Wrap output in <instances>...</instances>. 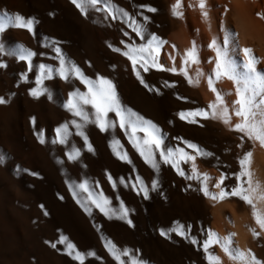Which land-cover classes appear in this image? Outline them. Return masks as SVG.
Instances as JSON below:
<instances>
[{"label": "bare ground", "instance_id": "obj_1", "mask_svg": "<svg viewBox=\"0 0 264 264\" xmlns=\"http://www.w3.org/2000/svg\"><path fill=\"white\" fill-rule=\"evenodd\" d=\"M77 2L83 15L71 0H0V17L20 15L34 22L31 33L11 27L0 33V45L5 49L0 55V63L5 65L0 68V100L4 101L0 103V264H80L68 254L69 243L82 254V264H118L110 248L119 255V264L130 260L138 264H207L202 245L208 231L221 240L230 235L232 250L251 251L264 264V232L252 219L251 207L230 195L245 152L252 153L253 183L264 189V148L229 130L219 115L211 118L208 109L209 103H215L208 87L211 78L228 109L230 124L238 122L232 115L236 99L232 81L212 74L216 51L209 44L213 41L238 72L245 62L243 48L251 50L257 70L264 72V0H204L206 17L196 6L198 0H181L180 18L172 15L176 0H108L114 11L122 10L128 19L119 11L115 19L107 16L102 3L97 10L88 0ZM133 20L142 28L141 36L132 30ZM152 35L165 42L155 57L161 67L145 71L139 61L137 79L132 63L120 53L127 51L125 45L139 48L147 44ZM193 43L198 63L185 64V72L194 81L190 85L180 67L181 57ZM18 44L35 53L31 68L7 54ZM55 49L60 50L66 67L71 61L88 80L95 82L97 76L108 80L123 110L160 130L165 154L169 149L174 153L181 149L195 155L187 143L211 155L196 157L193 162L177 158L184 173L178 175L172 164L160 159V151L153 145V169L133 147V143L147 147L144 133L122 130L114 111L104 116L103 132L96 126L90 104L82 105L89 122L73 116L65 108L69 93L88 89L71 74L60 79ZM41 64L52 70V77L42 81L44 91L34 97L29 93L37 87ZM172 68L175 73L167 70ZM197 109L208 113L207 118L197 115L182 120L179 116ZM73 121L82 125L79 131L87 146ZM61 125L68 135L63 143H55V129ZM132 135L136 139L130 142ZM73 149L78 155L69 160L67 154ZM123 156L127 160L120 158ZM192 163L200 179H187L193 174ZM221 174L224 179L217 188ZM203 175L209 177L204 183L216 200L200 191ZM141 186L147 190V199ZM241 187L247 184L241 183ZM220 189L226 193L223 199ZM90 194L104 211L92 203ZM254 202L264 212V200ZM121 205L127 222L119 218ZM176 226L192 239L177 236L172 230ZM249 229L259 233L255 239ZM125 250L127 256L122 255ZM89 252L94 255H87ZM208 252L219 264H241L229 259L218 244L210 245Z\"/></svg>", "mask_w": 264, "mask_h": 264}, {"label": "snow or ice", "instance_id": "obj_2", "mask_svg": "<svg viewBox=\"0 0 264 264\" xmlns=\"http://www.w3.org/2000/svg\"><path fill=\"white\" fill-rule=\"evenodd\" d=\"M71 2L81 10V15L84 14L82 5L77 2V0H71ZM88 3L96 8L97 10H101L99 7L102 3V11L107 14V16L116 18L117 11L120 12L125 19H128L127 13L122 10H113L112 5L108 2V0H88ZM196 6L201 9V15L206 17L207 13L204 11L205 3L204 0H198ZM181 7V0H176V2L172 5V15L173 17L180 18L182 13L179 12ZM149 12H154V8H147ZM145 22L147 18L145 17ZM33 20L28 18L25 19L20 15L14 16H2L0 17V33L5 32V30L9 27L16 29H24L28 33L32 32ZM132 30L136 33L137 36L142 35V28L136 24L133 20L131 21ZM165 42L161 40L159 37L152 35L148 39L147 44H142L139 48L135 45L129 46L125 45L127 51L120 53L121 55L128 58V60L133 65V74L136 75L137 79H140L139 74L136 72V64L139 61H143L141 63V67L144 68L145 71L148 70L149 67L160 69V65L156 63V55L160 47ZM227 45V40L225 41ZM210 48H214L216 51V62L215 67L213 69V76L216 78L227 77L232 81L235 87L236 99L233 101V111L232 115L238 118V122L235 124H230L228 109L223 106L222 97L216 92V90L212 87L213 81L211 78L208 80L209 90L213 92L215 95V103H209L208 109L211 110V118L216 119L217 115H219L220 122L229 126V130L240 133L241 138L246 137L249 141H254L259 144L261 148H264V72H260L256 68L257 60L255 57L249 55L250 49L243 48L240 51L245 56V62L240 65L243 68L242 72L237 71V66L232 64L229 60L225 59L224 54L220 49L215 48V41L209 44ZM151 49V51H149ZM113 51H119V49L113 48ZM57 53V57L60 61V67L56 69V74L60 77L61 80H65L69 74L78 79L85 87L88 89L86 93H80L78 91L70 92L68 95V100L65 103V108H67L73 116L79 117L81 120L85 122L88 121V114L84 112L82 105H91L94 109L93 115H95L96 126L100 129L101 132L105 131L106 122H104V116L109 111H114L116 113L117 119L120 123V127L122 130H126L128 132L135 133L136 131H142L144 133L145 139L143 140V144L147 147H141L139 143H133V147L140 153L141 157L144 159L146 164H150L153 169L156 168L155 162L152 160L151 153L153 151V145L155 146V151H160V159L165 164H172V167L176 170L178 175H184L183 172L177 166V158L180 160H184L185 162H193L196 157H208L211 153L204 152L200 148H198L194 144H187L186 147L191 148L192 152L195 155H189L181 149H176L175 153L169 149L167 154L161 151V143L162 137L160 134V130L152 124L150 121L144 120L142 117L136 115L130 110H123L119 104V101L116 97L115 90L113 85L106 79L97 76L96 81L88 80L77 68L75 65L71 63V61L67 62V67L65 66V59L60 54L59 49H55ZM5 54V49L2 45H0V55ZM10 56H14L16 59L20 61H24L31 68V64L29 63L34 56V52L27 49L23 45H17L13 51L7 53ZM187 62L198 63L196 59V47L193 43L192 47L184 52V55L181 57V67L180 73L184 75L185 80L191 85L193 84V78L189 77L185 72V64ZM3 63H0V68L4 67ZM173 73L176 72L175 68L167 69ZM47 72V76L42 75V73ZM201 73L197 70L196 76L199 77ZM52 70L46 69L44 65H39V71L36 76V88H33L30 91V95L36 97L41 95L44 91L40 87L42 81L44 79H51ZM21 79H24V75H21ZM198 82V81H197ZM143 83V81H141ZM259 97V99H257ZM3 100H0V103H3ZM238 106V107H237ZM201 116L207 118L208 113H206L203 109H197L195 112L190 113H179V116L182 120H185L187 117L191 116ZM188 123H194L193 120L187 119ZM73 126L77 128V135L83 137V133L79 131L82 125H78L75 121L72 122ZM56 140L55 143H63L67 138V129L65 125H61L57 129H55ZM85 140V145L87 146V139L83 137ZM135 136H129V141L132 142L135 140ZM43 142V141H41ZM237 147H240L238 144ZM91 150V149H89ZM69 160L73 159L78 152L75 149L71 153H68ZM251 152H245L243 157L239 160L240 164V172L236 175V187L231 191L230 195L239 197L245 204L251 207V215L255 224L259 227L261 232H264V212H261L257 209L256 203L254 201L264 200V189H261L258 184H254L252 181V173L250 171L251 164ZM121 159L127 160L126 156L120 157ZM192 175L187 176V179L191 180L194 177L200 179V173L197 172L195 163H192ZM241 177H244V180L241 181ZM209 177L207 175H203V179L200 180V191L204 193L206 197H210L213 200L217 199V196L211 195L204 181L208 180ZM224 175L221 174L220 179L217 181L215 187L219 188L221 181H223ZM139 184L140 181L137 180ZM241 183L247 184L246 188L241 187ZM153 189L156 188V181L152 182ZM81 189H85V185H79ZM140 191L144 193L145 199H147V190L142 186ZM226 193L223 189L219 191V198L223 199ZM89 199L92 200V203L97 207L101 208V211L104 209L101 207L100 203L94 198L91 194L89 195ZM103 200L104 204H107V200L100 198ZM87 212L88 209L85 208ZM125 219L127 222V212L124 209L123 205H121V214L120 217ZM130 223V222H129ZM176 232L177 236L186 237L188 239H192L191 237H187L186 233L183 232L179 226H176L172 229ZM252 233L253 239H255L259 233L254 231L253 229H249ZM161 235L164 236L165 233L162 231ZM64 238L61 237V242H63ZM193 243L195 241L193 240ZM218 244L221 251L231 260L240 261L241 264H261V261L257 260L255 256L251 253V251L240 252L238 249L232 250L230 248L231 238L229 236H225L222 240L217 237L215 233L208 231L207 239L203 242V249L205 252V259L207 264H219L218 258L214 255L209 254L208 249L210 245ZM68 254L72 255V258L80 264H82L83 256L81 253L76 252L74 246L72 244H67ZM109 252L113 255V258L118 261L119 264V255L115 254L113 250L110 248ZM73 253H75L73 255ZM87 255L92 256L93 253L89 252ZM122 255L127 256V250H125ZM128 264H138V262L130 260Z\"/></svg>", "mask_w": 264, "mask_h": 264}]
</instances>
